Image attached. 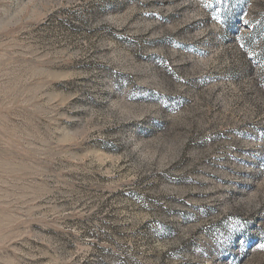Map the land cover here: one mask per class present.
<instances>
[{"label":"rangeland","instance_id":"374dc122","mask_svg":"<svg viewBox=\"0 0 264 264\" xmlns=\"http://www.w3.org/2000/svg\"><path fill=\"white\" fill-rule=\"evenodd\" d=\"M264 0H0V264H264Z\"/></svg>","mask_w":264,"mask_h":264},{"label":"snow or ice","instance_id":"6c2138e0","mask_svg":"<svg viewBox=\"0 0 264 264\" xmlns=\"http://www.w3.org/2000/svg\"><path fill=\"white\" fill-rule=\"evenodd\" d=\"M261 249L264 250V245H261Z\"/></svg>","mask_w":264,"mask_h":264}]
</instances>
